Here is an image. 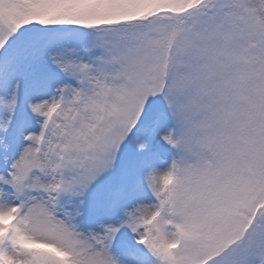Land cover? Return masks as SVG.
Listing matches in <instances>:
<instances>
[{
    "label": "snow or ice",
    "instance_id": "snow-or-ice-1",
    "mask_svg": "<svg viewBox=\"0 0 264 264\" xmlns=\"http://www.w3.org/2000/svg\"><path fill=\"white\" fill-rule=\"evenodd\" d=\"M0 264H264V0H0Z\"/></svg>",
    "mask_w": 264,
    "mask_h": 264
}]
</instances>
